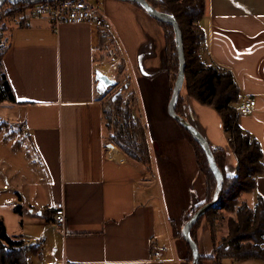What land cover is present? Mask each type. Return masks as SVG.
<instances>
[{
    "label": "crops",
    "instance_id": "1",
    "mask_svg": "<svg viewBox=\"0 0 264 264\" xmlns=\"http://www.w3.org/2000/svg\"><path fill=\"white\" fill-rule=\"evenodd\" d=\"M96 3L106 30L80 23L54 31L42 18L12 23L5 33L3 63L16 101L0 103V122L7 124L0 127V220L10 236L39 247L30 264H188L187 245L174 236L173 224L180 229L185 210L206 200V178L205 199L195 205L187 184L201 172L193 147L168 114V74L149 79L137 61L141 46L151 39L156 56L145 65L151 71L161 68L157 55L165 46L163 32L134 4ZM199 24L206 32L204 61L233 72L240 101L257 100L240 125L260 142L264 163V0H207ZM121 59L146 127L151 172L108 139V95L98 92L95 70L99 64L115 74ZM190 105L212 148L226 151L233 173L237 160L220 115L194 99ZM26 121L28 129H9ZM253 196L254 203L264 197V174ZM60 203L66 210L64 230L53 225ZM201 241L209 246L201 254L211 257L210 233L202 230L199 246Z\"/></svg>",
    "mask_w": 264,
    "mask_h": 264
},
{
    "label": "trees",
    "instance_id": "2",
    "mask_svg": "<svg viewBox=\"0 0 264 264\" xmlns=\"http://www.w3.org/2000/svg\"><path fill=\"white\" fill-rule=\"evenodd\" d=\"M149 1L156 7H168L176 16L183 33L186 69L181 108L182 103L186 101V95L203 106L213 107L222 119L224 132L237 160L236 170L232 173L226 166V151L212 148L216 162L224 173L225 183L219 204L209 210L191 231L192 237L198 243L202 230H208L211 236L213 255L207 257L201 254L200 264H223L226 260H264V197L258 196L253 205L249 201V196L257 187L258 177L264 174L263 151L256 137L240 125L236 103L241 100L242 94L233 72L215 63H207L202 58L201 49L206 43V32L199 22L206 14L207 0ZM33 6L8 3L0 11V103L16 101L3 63L7 52L5 33L12 23L23 25L27 10ZM157 23L165 34L167 65L171 71L177 72L179 59L174 29L168 24ZM101 43L103 47L106 38L103 37ZM126 74V61L121 59L116 67V75L123 78L125 83ZM123 91L115 100L108 98L105 104L108 139L132 162L146 172H151L150 147L146 127L138 111L136 94L125 87ZM134 109L138 113L137 117L133 115ZM178 125L193 147L199 170L206 178L207 197L203 203L195 206V210H198L212 200L216 180L200 144L183 126L179 123ZM226 213L231 214L228 218V231L226 235L221 236ZM173 234L183 240L180 229L175 224ZM186 245L187 260L191 263L192 251L187 243ZM38 252L39 247L27 245L19 237L10 236L5 223L0 220V264H30V255Z\"/></svg>",
    "mask_w": 264,
    "mask_h": 264
},
{
    "label": "water",
    "instance_id": "3",
    "mask_svg": "<svg viewBox=\"0 0 264 264\" xmlns=\"http://www.w3.org/2000/svg\"><path fill=\"white\" fill-rule=\"evenodd\" d=\"M52 1L55 0H0V11L8 3L12 5H16L19 3L36 5L42 2H52ZM118 1L137 4L139 8L142 11H144L153 20H155L156 22H162L172 26L175 32V43H176L178 59H179V71H178L175 87L173 88V95L171 97L170 104L168 107V114L171 118H173L181 126H183L190 133V135L200 144V146L206 153L209 162V167L213 172V175L216 180V187L214 190L212 200L204 204L198 210H195V206H190L184 214V222L180 228V232L183 237V240L190 246L192 251L193 259L190 264H200V258H201L200 246L199 243L196 242L192 237L191 231L194 225L202 217H204L209 210L216 207L221 201L223 196L225 177H224V173L222 172L221 168L216 162L214 153L212 151V146L208 141L204 132L201 130L198 121L192 111L190 105L191 98L188 95H186L185 97L188 113L185 116H182L176 112L178 99L180 94L183 93L184 84H185L186 56L184 49L183 33L176 16L168 7H164V6L156 7L155 5L150 3L149 0H118ZM155 56H156V52L154 50V43L150 39L141 46L137 58L138 69L140 73L149 79L155 78L156 76L167 71L164 58L162 59V67L160 69L154 71L147 69L145 65V60L148 58H154ZM95 73H96L97 88L100 94L105 95L110 88L118 86V80L105 73L100 68L99 64L96 66ZM115 98L116 96L114 97V99ZM133 115L135 117L138 116L136 109L133 110Z\"/></svg>",
    "mask_w": 264,
    "mask_h": 264
},
{
    "label": "built area",
    "instance_id": "4",
    "mask_svg": "<svg viewBox=\"0 0 264 264\" xmlns=\"http://www.w3.org/2000/svg\"><path fill=\"white\" fill-rule=\"evenodd\" d=\"M46 18L51 27L57 31L63 24L89 23L100 29H107V20L99 4L90 0H55L42 2L27 10L24 23L28 25L31 20ZM257 100L253 96L244 98L236 103L239 117L250 115L256 108ZM28 129V122L14 124L11 130ZM66 224V210L62 203L54 207L53 225L64 230Z\"/></svg>",
    "mask_w": 264,
    "mask_h": 264
},
{
    "label": "rangeland",
    "instance_id": "5",
    "mask_svg": "<svg viewBox=\"0 0 264 264\" xmlns=\"http://www.w3.org/2000/svg\"><path fill=\"white\" fill-rule=\"evenodd\" d=\"M90 1H92V2H94V3H96V0H90ZM116 52H118L117 50H116ZM109 54V53H108ZM110 57V56H109ZM117 67V66H116ZM114 73L115 74H110V76L111 77H113V78H116L117 80H118V83L120 84V83H122L123 81H124V79L123 78H120V77H117V75H116V69L114 70ZM110 90H112L111 88L108 90V92H107V98L105 99V101H104V104H106V101H107V99L109 98V96L112 94V91H110ZM115 89H113V91H114ZM129 90H132L131 88L129 89ZM107 119V118H106ZM2 125V127L3 126H6L7 124L6 123H3V122H0V126ZM9 129L11 130V125L9 126ZM18 136L16 135L15 137H13V139L14 138H17ZM160 158V161H162V157H159ZM165 162V161H164ZM180 178H182V177H180ZM197 179V180H196ZM195 180H194V182L192 181V182H188V188H189V190H193V198H194V202H195V205L197 204V203H200V202H203L204 201V199L205 198H203V190H204V184H205V180H204V175L201 173L199 176H197V178H196ZM196 181V182H195ZM202 183H203V185H202ZM192 184V185H191ZM202 186H203V188H202ZM201 190H202V192H201ZM202 196V197H201ZM182 201H183V199H182ZM249 201H250V203L253 205V203H254V196H253V194H251L250 196H249ZM188 209V208H187ZM186 211V210H185ZM185 213V212H184ZM231 216V214L230 213H226L225 214V218H224V221H223V229H222V234H221V236H224V235H226L225 233H227V231H228V228H227V226H228V218ZM205 233L206 234H209V232H208V230H205ZM202 234H203V232H202ZM209 242H210V240H209ZM185 245V244H184ZM210 245H211V243H210ZM185 247V246H184ZM209 247V246H208ZM208 247H206L205 246V242H203L202 243V241L200 242V249H201V252H202V254H204L205 255V253H206V249H208ZM210 251H211V247H210ZM188 264H190L189 262H188ZM223 264H238V263H236V261H234V260H226V261H224V263ZM264 264V263H263Z\"/></svg>",
    "mask_w": 264,
    "mask_h": 264
},
{
    "label": "flooded vegetation",
    "instance_id": "6",
    "mask_svg": "<svg viewBox=\"0 0 264 264\" xmlns=\"http://www.w3.org/2000/svg\"><path fill=\"white\" fill-rule=\"evenodd\" d=\"M150 2V1H149ZM151 3V2H150ZM139 8V7H138ZM160 27V26H159ZM160 29L162 30L163 32V35H164V39H165V34H164V31L163 29L160 27ZM164 58L165 60V66H166V73L168 74V78H169V102H168V107H169V104H170V100H171V97L173 95V88L175 87V83H176V80H177V76H178V71H179V66H178V71L175 72V71H171L167 65V57H166V39H165V46H164V49L161 53H158L157 55V61L158 63L161 65L162 67V59ZM126 88V89H130V82L129 80H126L125 83L122 82V83H118V86H115V87H112L110 91H112V94L109 96V98H112V100H115L114 97L116 96V98L120 95V94H123V88ZM113 89H115L113 91ZM183 96V93L180 94L179 96V99H178V103H177V106H176V112L182 116H185L186 113H187V107H186V101L182 103V108H181V104H180V100H181V97ZM186 99V98H185ZM140 114V113H139ZM177 122V121H176Z\"/></svg>",
    "mask_w": 264,
    "mask_h": 264
}]
</instances>
